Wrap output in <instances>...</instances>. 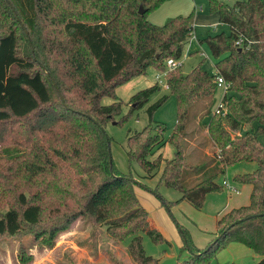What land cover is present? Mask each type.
<instances>
[{"label":"trees","instance_id":"obj_1","mask_svg":"<svg viewBox=\"0 0 264 264\" xmlns=\"http://www.w3.org/2000/svg\"><path fill=\"white\" fill-rule=\"evenodd\" d=\"M166 1L0 0V126L21 121L28 129L22 143L36 160L43 158L37 136L50 135L57 157L44 161L51 174L46 183L52 205L44 207L39 193L19 194L20 208L0 213V236L13 237L31 227L36 240L52 241L80 219L105 226L116 241L131 237L128 253L136 264H159L145 253L141 234L156 243L165 238L138 200L139 183L109 164L110 137L104 124L119 113L117 85L144 75L150 66L166 70V60L179 59L189 42L193 14L168 18L161 25L148 20V14ZM209 2L230 33L200 40L216 58L215 73L204 69L202 61L188 73L181 66L166 72L167 90L177 106L168 138L175 147L173 157L147 158L164 141L162 125L160 133H146L151 123L128 135L127 156L146 173L156 172L163 162L159 183L181 192L176 201L160 197L168 208L187 201L201 209L207 194L224 188L217 177L229 165L256 162L253 172L235 176L236 182L252 186L250 203L224 213L207 246L194 245L189 232L178 225L189 256L176 264L206 263L229 243L249 247L261 255L256 264H264V0ZM219 75L229 84L222 107L216 98ZM157 90L155 83L134 93L130 109L142 107ZM104 95L114 101L101 105ZM167 98L162 95L147 107L150 118ZM195 106L194 137L202 135V146L214 148L211 161L198 165L188 162L182 145ZM37 169L29 170L44 167ZM188 173L195 176L193 184L188 183Z\"/></svg>","mask_w":264,"mask_h":264},{"label":"rangeland","instance_id":"obj_2","mask_svg":"<svg viewBox=\"0 0 264 264\" xmlns=\"http://www.w3.org/2000/svg\"><path fill=\"white\" fill-rule=\"evenodd\" d=\"M178 1L183 2L177 4L178 8L176 6V9L170 13L173 15H168V18L193 14L194 27L193 35L185 44L179 58L182 63L181 71L188 73L202 61L204 69L215 73L216 58L208 45L204 42L201 43L200 40L220 32L228 34L230 27L220 22L219 12H211L209 0ZM219 1L234 5L239 0ZM152 12L148 14L151 17H149L150 20H153ZM156 73L157 70L150 66L144 75L137 76L114 88V93L120 101V109L118 114L109 118L104 124V130L110 137L111 163L119 172L130 175L139 183L135 186L138 200L148 212L154 226L165 238V240L156 243L148 235L141 234L145 253L158 259L159 264H176L189 256V252L184 249V240L178 225H182L189 232L194 245L200 248L207 246L216 237L217 221L221 217L220 215L225 210L231 209L234 204H238L240 201L236 199L242 196L240 193L231 194L224 182L241 190L242 186L235 181V176L253 172L257 168V163L242 161L229 165L226 172L217 177V182L221 186L224 185V188L207 194L201 209H195L187 201H179L169 208L163 205L160 197L167 201H176L181 197L179 190L159 183L163 162L156 172L152 170L146 173L138 161L129 159L127 156L128 135L142 130L150 123L151 126L146 131L148 135L160 133V125L165 127L161 132L164 141L155 146L147 158L153 160L158 154H162L164 158H172L174 155L175 147L168 141V138L177 121L175 97L169 94L162 84H158L159 90L152 94L146 104L133 110L130 109L133 105L130 102V97L137 91L155 84ZM224 94V88L218 87L216 93L218 104ZM162 95H168V98L153 112L150 118L146 110L147 107ZM115 100L117 101V99ZM113 101V97L104 95L100 99V104L108 105ZM195 108L196 106L190 112V123L182 138L188 162L192 165L211 161L210 155L214 150L211 144L202 146V135L201 137L197 135L198 139L194 137L193 131L196 126L192 119L195 116ZM22 127V122H16V120L0 126V213L11 207L20 208L17 197L21 193L27 197L33 193H39L43 197L44 207L49 208L52 205L53 198L48 192L46 183L51 174L47 173L48 164L45 162L47 158L52 161L57 160L53 152L55 144L51 142L50 135H38L43 158L36 160L32 151L22 143L24 131L26 130V134H28L27 127ZM247 127L249 128L250 125ZM37 138L34 137L33 142ZM260 140L264 143V134L260 136ZM197 143L200 149L197 148ZM41 166L44 167L42 171L32 173L33 170H29L30 168L39 169ZM188 176L191 178L188 183L193 184L194 174L188 173ZM47 212L51 214L49 210ZM48 218V215H45L46 221ZM34 231V228L25 227L16 236H0V264H136L128 253L131 237L116 241L105 231L103 225L77 219L69 228L60 231L52 241H49L47 237L44 240H36ZM230 247L231 243L222 248L214 259L203 264H229V258L232 256ZM23 260L25 263L22 262Z\"/></svg>","mask_w":264,"mask_h":264},{"label":"crops","instance_id":"obj_3","mask_svg":"<svg viewBox=\"0 0 264 264\" xmlns=\"http://www.w3.org/2000/svg\"><path fill=\"white\" fill-rule=\"evenodd\" d=\"M180 2H183V1L169 0V1L164 2L156 10L152 12L151 16H153V20H150L151 18L150 16H148V20L153 24L161 25V23L166 18L169 17L168 15H173L170 13H172L173 9H176V6L178 8L177 4ZM241 186H242L241 190L236 187L239 190L240 195L242 196L241 198L236 199V200H239L240 202L238 203L237 201L238 204H234L233 205L234 208L240 207L241 205L242 206L248 205L250 203V195L252 191V186L250 184H241ZM135 192L137 195L136 187H135ZM230 193L239 194L236 192H230ZM229 210L228 209L225 210L220 216H222L224 213L228 212ZM230 248H231L232 256L229 258V261H230L229 264H256L258 260L261 258L260 254H257L255 251H253L249 247L243 244H240V243H231Z\"/></svg>","mask_w":264,"mask_h":264},{"label":"built area","instance_id":"obj_4","mask_svg":"<svg viewBox=\"0 0 264 264\" xmlns=\"http://www.w3.org/2000/svg\"><path fill=\"white\" fill-rule=\"evenodd\" d=\"M193 33L191 34L190 38L192 37ZM181 62L179 59H174V58H168L165 62L166 65V70L163 71H157L156 75H155V79H156V84H162V86L166 89H168V85L165 79V75L167 70H172L174 68L180 67L181 66ZM218 81V87H222L225 90V94L228 91L229 88V84L226 83V81L224 80V78L222 76H218L217 78ZM224 94V95H225ZM219 107H222V100L219 102ZM218 112V111H217ZM224 184L226 185V187L228 188V190H230V192H236L239 193V190L234 186V185H229L227 182H224Z\"/></svg>","mask_w":264,"mask_h":264},{"label":"water","instance_id":"obj_5","mask_svg":"<svg viewBox=\"0 0 264 264\" xmlns=\"http://www.w3.org/2000/svg\"><path fill=\"white\" fill-rule=\"evenodd\" d=\"M138 12L139 13H143L144 12V9L142 8V6H139ZM109 164H111V157L110 156H109Z\"/></svg>","mask_w":264,"mask_h":264}]
</instances>
